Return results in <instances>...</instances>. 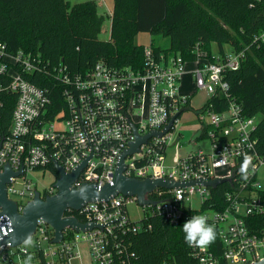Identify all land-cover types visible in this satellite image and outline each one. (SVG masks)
<instances>
[{
  "label": "built area",
  "instance_id": "2783aa9c",
  "mask_svg": "<svg viewBox=\"0 0 264 264\" xmlns=\"http://www.w3.org/2000/svg\"><path fill=\"white\" fill-rule=\"evenodd\" d=\"M143 54L141 69L111 68L98 62L84 74L72 75L62 64L50 66L40 54L23 50L12 53L0 42V173L6 165L21 171L7 183V196L14 193L26 197L25 201H16L22 209L36 191L43 198L55 194L54 181L39 190L26 177L28 171L51 170L49 166L54 168V163L70 173L85 161L72 183L76 189L85 183L94 184L98 190L112 185L122 152L135 141L134 126L140 136L161 131L181 112L188 96L179 92V84L189 70L194 92L202 90L208 99L227 98L222 110H214L211 101L197 113L198 131L200 137L208 138V151L200 149L177 156L171 165L167 164L169 130L162 136H150L137 151L127 154L122 174L137 180L177 182L229 178L225 183L232 190L225 193L227 204L220 210L205 207L212 188L197 182L154 187L145 197L155 205H140L135 195L118 192L107 199L87 201L78 209L67 207L63 217H76L80 223L102 227L85 231L67 227L63 239L53 243L52 227L38 219L32 237L34 244L42 248L45 264H72L74 258L80 259V264H136L119 238L150 229L148 220L153 215L173 226L184 224L191 216L208 217L220 247L215 241L203 250L190 247L196 264H253L264 259V227L246 223L249 217L264 213V200L259 195L264 190V156L258 154L253 135L259 118L246 116L240 104L229 98V83L224 79L225 71L240 66L244 52L229 49L215 53L211 61L199 58L188 62L178 54H156L146 44ZM188 64L192 65L190 69ZM35 72H47L65 84V106L53 116L47 109V91L26 78ZM6 93H14L16 99L9 123L3 125L1 108ZM245 154L252 156L255 165L254 172L250 167L247 180L239 173ZM17 181L22 185L20 191L12 189ZM194 196L199 199L198 208L192 205ZM131 205L139 207V218H131ZM4 218L0 216V235L6 233V226L9 228ZM7 248L0 247V264L9 263ZM17 248L27 252L26 246Z\"/></svg>",
  "mask_w": 264,
  "mask_h": 264
},
{
  "label": "trees",
  "instance_id": "16d2710c",
  "mask_svg": "<svg viewBox=\"0 0 264 264\" xmlns=\"http://www.w3.org/2000/svg\"><path fill=\"white\" fill-rule=\"evenodd\" d=\"M109 18L110 36L103 40L99 34L105 14L99 12L96 0H0V42L12 53L23 50L40 54L50 66L62 64L72 75L84 74L98 62L111 68L141 69L146 44L135 41L141 32L151 35L148 44L156 54H178L188 62L211 61L215 53L225 52L226 45L243 51L240 66L225 71L224 79L229 83V98L240 104L246 116H258L253 135L258 154L264 156V0H113ZM26 78L47 91L51 116L64 108L63 81L47 72L30 73ZM3 98L1 124L5 125L16 95L6 93ZM189 99L180 113L190 108ZM211 101L216 111L227 104V98L213 97L194 110L198 113ZM231 190L229 183L212 188L205 207L224 208L225 193ZM259 195L264 200V190ZM148 221L150 229L119 238L134 263H197L185 242L183 224L170 225L158 215ZM246 223L264 227V213L249 217ZM215 243L219 248L217 233ZM15 254L21 264L28 256L31 264H45L42 248L35 244Z\"/></svg>",
  "mask_w": 264,
  "mask_h": 264
},
{
  "label": "water",
  "instance_id": "95a60500",
  "mask_svg": "<svg viewBox=\"0 0 264 264\" xmlns=\"http://www.w3.org/2000/svg\"><path fill=\"white\" fill-rule=\"evenodd\" d=\"M179 113L175 114L161 131H151L140 136L134 126L135 141L130 144L128 149L122 152L115 172L113 184H107L100 190H98L94 184L85 183L78 189L72 186V183L78 177L80 170L85 166V161L70 173H66L58 163H54V168L57 173L54 186L57 188V192L51 196L43 198L40 196L39 191H36L33 198L29 200L22 209H19L17 202L7 196L6 185L10 182L12 176L19 175L21 171L15 172L9 165H6L4 171L0 173V216H5L4 221H8L9 228L6 226V233L0 235V247H19L23 244V241L28 235L32 236L34 234L38 219L44 220L52 227L54 231L52 239L53 243H58L63 239V231L67 227L74 228L76 231H85L94 227L101 228V225L80 223L76 217H63L62 214L67 207L78 209L87 201L107 199L110 195L118 192L135 195L140 205L148 203L155 205V202L146 199L145 196L156 186L173 188L198 182L204 186L216 188L220 184L229 182V178L188 182L166 181L163 179L137 180L134 178H127L122 174L124 157L127 154L137 151L140 144L146 142L150 136H162L164 133L168 132L173 126ZM199 135L200 133L198 131L194 134L192 139H195ZM253 264H264V259Z\"/></svg>",
  "mask_w": 264,
  "mask_h": 264
},
{
  "label": "rangeland",
  "instance_id": "374dc122",
  "mask_svg": "<svg viewBox=\"0 0 264 264\" xmlns=\"http://www.w3.org/2000/svg\"><path fill=\"white\" fill-rule=\"evenodd\" d=\"M80 1L85 0H70L71 3H76ZM96 1H101V3L98 4V10L100 13L105 14V21L102 26V31L99 34V38L107 40L110 36L111 20L109 18V15L111 14L113 0ZM135 41L138 43L148 44L151 41V35L147 32H141L136 35ZM225 50H229L228 45L225 46ZM184 81L186 82L184 85V90L181 89L179 92L183 95L191 94L192 87L194 86L193 82H189V80ZM207 99L208 95L202 90H198L190 95V108L180 113V115L176 118L172 128L168 132L169 139L167 140L166 148L167 164L171 165L173 163V160L177 158V156H184L187 153L195 152L200 149L208 151L209 145L207 137H199L195 141H192V138L200 125V118L194 109L202 107L207 102ZM26 177L36 185L37 189L42 190L45 186H48L53 181L55 182L56 172L52 170L28 171ZM13 188L17 189V191H20L22 185L19 181H17L12 185V189ZM8 197L14 201L26 200V197L20 194L10 193ZM192 205L194 208H198L199 199L197 196L193 197ZM129 214L132 219L139 218L141 215L139 207H137L136 205L129 206ZM21 245L25 246L24 243ZM81 246L83 247L84 244L82 243ZM17 249L18 248H7V252L10 254L8 264H21L20 257L15 254ZM81 252L84 260L87 261L88 255L86 253V250L82 248ZM72 264H80V259H72Z\"/></svg>",
  "mask_w": 264,
  "mask_h": 264
},
{
  "label": "clouds",
  "instance_id": "9594fccd",
  "mask_svg": "<svg viewBox=\"0 0 264 264\" xmlns=\"http://www.w3.org/2000/svg\"><path fill=\"white\" fill-rule=\"evenodd\" d=\"M252 156L245 154L243 162L240 166L239 173L242 179L247 180L250 175V167L252 172L255 171V165L252 163ZM206 215L191 216L182 226L185 233V242L189 247H198L206 249L210 244L216 240V230L214 225H210ZM26 247L33 246L35 241L31 235L23 241ZM32 257L28 256L24 264H31Z\"/></svg>",
  "mask_w": 264,
  "mask_h": 264
},
{
  "label": "crops",
  "instance_id": "0c3cea01",
  "mask_svg": "<svg viewBox=\"0 0 264 264\" xmlns=\"http://www.w3.org/2000/svg\"><path fill=\"white\" fill-rule=\"evenodd\" d=\"M98 4L99 3H101V1H98L97 2ZM192 67V65L191 64H188V69H190ZM189 80V82L191 81V82H193V80H192V76H191V73L189 72V70H188V72H186L184 75H183V77H182V80H181V82H180V84H179V88H180V90L182 89V90H184V85H185V81L184 80ZM194 91H193V87H192V91H191V94L193 93ZM191 94H185L186 96H189V98H190V95ZM189 101H190V99H189ZM198 129H199V127L197 128V130H196V132L195 133H197L198 132ZM200 137V135L198 136V137H196L195 139H192V141H195L196 139H198Z\"/></svg>",
  "mask_w": 264,
  "mask_h": 264
}]
</instances>
